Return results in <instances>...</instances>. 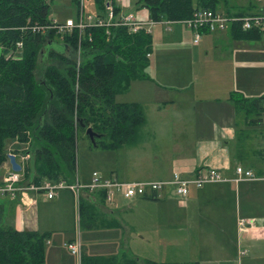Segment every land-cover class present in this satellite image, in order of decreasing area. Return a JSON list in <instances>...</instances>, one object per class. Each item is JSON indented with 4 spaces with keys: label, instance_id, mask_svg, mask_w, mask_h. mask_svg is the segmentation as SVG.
Masks as SVG:
<instances>
[{
    "label": "crops",
    "instance_id": "crops-1",
    "mask_svg": "<svg viewBox=\"0 0 264 264\" xmlns=\"http://www.w3.org/2000/svg\"><path fill=\"white\" fill-rule=\"evenodd\" d=\"M222 8L227 14L246 16L257 13L260 4L256 0H226ZM139 14L140 17L136 16L139 20H150L146 9ZM163 25L168 26V34L162 40L171 45L166 46L163 55H160L157 46L153 48L160 38L155 37L151 27L153 43L146 70L153 72V77L145 70L147 78L136 80L148 83L142 85L145 96L127 102L143 106L145 123L131 136V143L117 151L126 148L171 150L164 159L157 156V164L153 168L154 175L155 171L157 175L141 180L146 182L169 180L174 174L191 178L197 171L211 168L219 170L231 180L235 177L234 171L238 165L252 170L261 179L213 183L201 188L192 186L185 199L171 187L159 191L158 200L146 197L125 199L117 195L113 203H98L99 226L83 229L89 231L84 237L79 233L82 251L106 257L128 255L127 251L119 255L118 252L122 251L118 249L104 254H91L89 244L92 238L101 245L115 244L117 240L122 243V238L127 235L122 236L124 227L120 222V214L126 209L134 211L133 207L138 206L137 199L155 203L163 200L162 220L170 222L175 218L173 199L178 197L179 202L176 203L179 207L180 204L184 206L198 200V251L204 242V235L205 238L207 235L216 236L211 231L214 228L220 230L218 236L227 234V227L234 235L236 233L237 253L220 258L214 252L213 257L206 260L198 256L199 264H264V166L260 163V160H264V123L249 124L244 112L238 110L231 99L233 92H239L248 99L264 96V37L256 40L239 39L234 35V29H231L206 32L200 42L194 44L192 31L183 24ZM184 67L187 73L182 71ZM135 85L138 84L132 81L124 92H130ZM169 131L176 134L172 135ZM243 132L245 139L239 144V134ZM17 148L20 147L9 146V154H13ZM20 155L16 154V159L22 164ZM11 170L9 163L4 164L2 179ZM94 172L104 179L127 181L120 179L117 173L106 174L98 170L81 174L78 171L76 180L88 184ZM87 196L94 200L96 194ZM228 212L229 218L226 216ZM134 223L132 221L129 228L126 226V233L134 230ZM0 224L19 231L49 234L45 264H81V258L72 255L65 246L77 235L70 234L71 230H76L77 225L82 229L80 209H77L72 194L67 191L52 200L42 193L34 192H22L15 198L0 195ZM166 227L169 225H164ZM116 236H119L118 239ZM140 239L149 241L145 237ZM206 240L216 244L213 239ZM129 256L141 264L147 259L157 261L146 256L140 257L136 251Z\"/></svg>",
    "mask_w": 264,
    "mask_h": 264
},
{
    "label": "trees",
    "instance_id": "trees-1",
    "mask_svg": "<svg viewBox=\"0 0 264 264\" xmlns=\"http://www.w3.org/2000/svg\"><path fill=\"white\" fill-rule=\"evenodd\" d=\"M107 18L112 2L115 19L121 8L113 0H93ZM226 0H140L154 22H179L192 18L199 10L219 11ZM79 11L77 20L81 18ZM242 16V15H240ZM49 21L48 0H0V185L1 169L8 160V143L20 148L13 154L29 153L22 184L44 181L73 183L78 172L77 147L80 137L91 128L99 135L96 148L117 151L145 123L139 103L118 102L119 93L132 81L146 79L145 70L153 38L144 29L131 32L125 26H87L58 35L34 32L30 27ZM239 39L256 40L258 30L234 29ZM22 43V50L16 44ZM58 42L62 49L54 44ZM40 59L44 63L40 65ZM231 99L243 111L249 124L264 123V96L248 99L233 92ZM83 126H82V124ZM264 125V124H263ZM245 139L239 134V144ZM91 147H94L90 141ZM147 199L158 200V192ZM98 203L105 204L106 191L95 199L80 202L82 229L101 223ZM49 234L19 231L0 224V264H45ZM81 264H141L128 255H89L82 251ZM143 264H199L198 262H157Z\"/></svg>",
    "mask_w": 264,
    "mask_h": 264
},
{
    "label": "rangeland",
    "instance_id": "rangeland-1",
    "mask_svg": "<svg viewBox=\"0 0 264 264\" xmlns=\"http://www.w3.org/2000/svg\"><path fill=\"white\" fill-rule=\"evenodd\" d=\"M140 0H113L116 6H119L125 13H132L135 16L140 17L139 13L143 11ZM49 4V19H56L60 22H65L68 19L74 21L77 20L79 11L82 13L84 19L88 17L96 18L99 10L97 9L93 0H48ZM223 10V8H221ZM171 26V25H170ZM155 37H159L157 44L154 43L153 48L157 46L160 51V55H163V51L166 44L162 38L167 36L168 26L158 24L152 26ZM54 47L58 50L62 49V46L56 42ZM181 58H183L181 56ZM44 63L43 59H40V65ZM181 71V70H180ZM184 73H187L186 67L182 69ZM147 74L153 72L146 70ZM188 75V74H187ZM135 87L130 92L120 93L116 97L118 102H132L145 96L143 94L142 85L148 84L143 81H135ZM170 134H176L173 131H169ZM18 146L17 142H9L8 146ZM171 151H159L158 149L152 150V148L144 150L122 149L120 151H108L96 147H91L90 141L85 137H80L77 147V163L79 173L92 172L98 170L100 172L111 174L117 173L120 179L127 181H141L146 179L155 178L157 172L153 168L157 156L164 159L169 156ZM262 161V162H261ZM260 163L264 166V160H260ZM158 166H161L159 164ZM188 197V196H187ZM122 199V198H121ZM183 199V198H182ZM137 199L138 206L134 208V211L126 209L120 214V222L123 224L121 241L117 240V243L111 245L100 244L98 240L92 238V242L89 244V251L91 254H104L110 250L118 249L119 255L127 251L128 256L131 252L136 251L141 256L157 259L158 262H198V256L202 259L212 258V254L223 258L230 253H237V239L236 233L233 234L232 230L227 227L226 233L223 236H218L219 229H212L211 231L216 236H210L206 238L213 239L216 244H210L203 236L204 242L199 246L198 251V200H194L189 204H184L181 207L176 202H179V198L173 199L174 204V216L175 218L170 222H164L162 220L163 200L158 203L153 201L139 200ZM126 204L128 201L123 200ZM127 206V205H125ZM124 206V207H125ZM187 206V207H185ZM243 207V206H242ZM205 215V214H204ZM227 218L230 217L229 212L226 214ZM153 217V218H150ZM154 221H152V220ZM135 221L134 230L128 232V228ZM133 224V225H134ZM164 225L169 227L164 228ZM178 226V227H177ZM75 230V228H74ZM71 230L70 234L75 235L81 233L82 237L89 231L80 229L77 225L76 230ZM117 234H120L118 232ZM220 235V234H219ZM119 236H116L118 239ZM127 237V239H126ZM141 237L147 238L148 242H143ZM219 241V242H218ZM242 256V255H241ZM245 262V261H244Z\"/></svg>",
    "mask_w": 264,
    "mask_h": 264
},
{
    "label": "built area",
    "instance_id": "built-area-1",
    "mask_svg": "<svg viewBox=\"0 0 264 264\" xmlns=\"http://www.w3.org/2000/svg\"><path fill=\"white\" fill-rule=\"evenodd\" d=\"M260 4V9L257 13L240 16L227 14L222 10H199L194 13L192 18L179 22H154L152 20L142 21L139 20L132 13H122L119 18L115 19L114 6L112 2L107 4V18L105 20L94 17H88L84 19L81 14V18L78 22L72 19H68L65 22H60L56 19H49L44 25H34L30 27L34 32H41L44 34L54 32L58 35H65L71 33L74 28L79 30L85 29L87 26H125L128 27L131 32H138L144 29L147 33H150L151 27L157 24L164 23H180L193 33V42L198 44L201 40V36L204 33H213L217 31H226L231 29L241 30L242 32H248L252 30H258L261 36L264 37V0H256ZM23 44L17 43L16 50H22ZM29 153L20 155L21 159V172L9 171L0 185V195H9L13 198L17 194L22 192H34L42 193L47 199L52 200L60 196L64 191L72 194L77 209H80L81 200L89 194H97L102 190L106 191V202L113 203L116 196L120 195L125 199H131L135 197L151 196L154 192L164 191L167 188H173L178 196L181 198H187L190 188L192 186L201 188L207 184L223 183L233 181L239 183L241 181H255L260 180L261 177L257 176L252 170L246 169L243 166L238 165L235 168V177L228 179L221 174L217 169H206L197 171V173L187 178L180 174H174L172 178L164 181H120L118 179H104L94 172L92 174L91 182L88 184H82L78 180L73 183H67L65 181H44L41 184H22L23 181V168L24 165L30 160ZM66 248L72 255L81 258L82 243L77 233L75 239L72 242L65 244Z\"/></svg>",
    "mask_w": 264,
    "mask_h": 264
},
{
    "label": "water",
    "instance_id": "water-1",
    "mask_svg": "<svg viewBox=\"0 0 264 264\" xmlns=\"http://www.w3.org/2000/svg\"><path fill=\"white\" fill-rule=\"evenodd\" d=\"M82 126H83V124H82ZM86 136L89 137L90 141L92 142L93 146L95 147L96 146V139L99 138V135L97 133H95L91 128H88V129H86ZM8 160H9V164L11 166L12 171H14V172H21L22 171V166L17 161L16 155L8 154Z\"/></svg>",
    "mask_w": 264,
    "mask_h": 264
}]
</instances>
